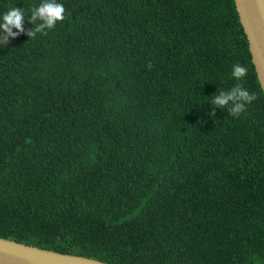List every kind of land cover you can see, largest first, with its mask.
I'll list each match as a JSON object with an SVG mask.
<instances>
[{
  "label": "trees",
  "instance_id": "1",
  "mask_svg": "<svg viewBox=\"0 0 264 264\" xmlns=\"http://www.w3.org/2000/svg\"><path fill=\"white\" fill-rule=\"evenodd\" d=\"M42 2L0 14L25 9L27 31ZM57 2L54 29L0 45V235L117 264H263L264 94L233 0ZM236 83L257 96L238 118L211 103Z\"/></svg>",
  "mask_w": 264,
  "mask_h": 264
},
{
  "label": "water",
  "instance_id": "2",
  "mask_svg": "<svg viewBox=\"0 0 264 264\" xmlns=\"http://www.w3.org/2000/svg\"><path fill=\"white\" fill-rule=\"evenodd\" d=\"M264 94V0H233ZM0 264H117L0 235ZM264 264V263H263Z\"/></svg>",
  "mask_w": 264,
  "mask_h": 264
},
{
  "label": "clouds",
  "instance_id": "3",
  "mask_svg": "<svg viewBox=\"0 0 264 264\" xmlns=\"http://www.w3.org/2000/svg\"><path fill=\"white\" fill-rule=\"evenodd\" d=\"M25 9L17 6L9 7L5 12L0 14V45L8 44L10 39H16L21 34H26L29 38H35L37 33L46 35L45 29H54L58 22H63L66 19V8L57 0H43L38 7L31 9V15L28 23H33L37 20L42 23L37 24L34 29L25 30ZM16 29V31H13ZM152 67L151 64L148 65ZM248 74V68L239 62L232 65L231 76L237 81H243ZM257 99L255 93L246 89L242 83H236L231 89L225 91L220 90L214 95L211 103L215 107L227 109L228 114L234 118H238L242 113L246 112L247 105ZM211 116L215 115L213 110Z\"/></svg>",
  "mask_w": 264,
  "mask_h": 264
}]
</instances>
